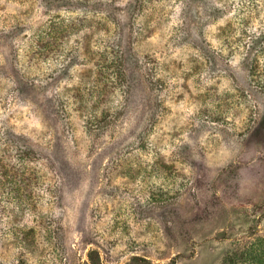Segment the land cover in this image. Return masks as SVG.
Segmentation results:
<instances>
[{
  "label": "rangeland",
  "instance_id": "rangeland-1",
  "mask_svg": "<svg viewBox=\"0 0 264 264\" xmlns=\"http://www.w3.org/2000/svg\"><path fill=\"white\" fill-rule=\"evenodd\" d=\"M0 264H264V0H0Z\"/></svg>",
  "mask_w": 264,
  "mask_h": 264
}]
</instances>
